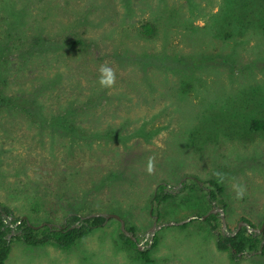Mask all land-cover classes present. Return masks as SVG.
Masks as SVG:
<instances>
[{"label": "rangeland", "instance_id": "374dc122", "mask_svg": "<svg viewBox=\"0 0 264 264\" xmlns=\"http://www.w3.org/2000/svg\"><path fill=\"white\" fill-rule=\"evenodd\" d=\"M263 21L264 0H0V204L35 226L115 215L143 248L156 223L152 264H264L231 261L201 220L214 204L228 233L264 222V136L247 131L264 117ZM158 185L174 196L159 206ZM121 233L110 219L68 251L14 241L5 264H144Z\"/></svg>", "mask_w": 264, "mask_h": 264}, {"label": "trees", "instance_id": "16d2710c", "mask_svg": "<svg viewBox=\"0 0 264 264\" xmlns=\"http://www.w3.org/2000/svg\"><path fill=\"white\" fill-rule=\"evenodd\" d=\"M262 29L264 31V21L262 23ZM143 32L146 36H150L153 33L150 25L143 26ZM264 106V98L262 99ZM247 131L250 134H260L264 136V117L258 119H251L247 123ZM209 184L215 188L217 195H222L223 188L216 181H209ZM209 197L211 200H215V195L210 192ZM174 196L164 191L163 185H158L152 199V203L162 205ZM224 210L225 207L223 206ZM80 216L72 214L67 216L66 225L62 226V229L56 228L49 229L47 226L41 229H33L28 218L23 220V217H16L12 209L0 204V264H5L11 251V245L14 241L21 242L22 244L30 247H44L55 246L62 251H68L79 240L85 238L91 232L97 228H100L104 224L103 218H90L80 221ZM220 218L217 215H210L206 220L213 234L216 235V248L221 252H228L231 261L235 262L240 258V254H251L261 251L260 255L264 256V244L261 248V243L264 241V236L248 233L245 228H242L235 236L229 234L219 233L217 227V221ZM29 223V225H28ZM249 224V223H248ZM184 224L182 227H186ZM221 225V224H220ZM250 225V224H249ZM251 228H253L250 225ZM130 232H134L132 228L127 229ZM122 245L129 250H135L138 255V259L144 264H152L150 259L151 250L157 246V239L154 237L153 244L150 249H146L143 252H138L134 242L120 234ZM261 248V250H260Z\"/></svg>", "mask_w": 264, "mask_h": 264}, {"label": "water", "instance_id": "95a60500", "mask_svg": "<svg viewBox=\"0 0 264 264\" xmlns=\"http://www.w3.org/2000/svg\"><path fill=\"white\" fill-rule=\"evenodd\" d=\"M210 215H218V217L220 218V221H221L222 234L228 233L227 232V226H226L225 219H224V209L223 208L211 209V211L208 214H206L204 217H202L201 220H206ZM90 218H103L104 219V223H106L110 219L116 220L120 224V229H121L122 234L125 237L129 238L135 244L137 243V238L134 236V234L132 232H130V231H128L126 229L124 222L118 216H115V215H102V214H99L98 215V214H94V215H87V216H84V217H80L79 220L80 221H84L85 219H90ZM24 219L25 218H23V220ZM195 219H196L195 217H191L190 219H188V220H186L184 222H181L179 224L170 223L168 225H163V226H182V225H184L186 223H189L190 221L195 220ZM28 225H29V223H28ZM45 226H47L49 229H52V228H56L58 230L62 229L61 226L52 225V224H49V223H43L41 225L31 226V227L33 229H41V228H43ZM161 228H162V226H157L156 223H154L153 227L150 229V231L146 235L147 245L143 248V247H140V244H136V247H137L138 252H143L144 250L151 248V246L153 244L154 236H155L156 232L159 229H161ZM242 228H245L248 233H253L255 235L264 236V222L262 223V225H261V227L259 229L251 228L248 223H243L242 222V223H240L236 227V229L232 233H230V235L232 237L235 236ZM263 244H264V241H262V243H261V248H262V245ZM261 248H260V250H261ZM260 253H261V251H258L255 254H260ZM253 254L254 253H251L250 255H253ZM242 255L250 256L248 254H240L239 257H242Z\"/></svg>", "mask_w": 264, "mask_h": 264}, {"label": "clouds", "instance_id": "9594fccd", "mask_svg": "<svg viewBox=\"0 0 264 264\" xmlns=\"http://www.w3.org/2000/svg\"><path fill=\"white\" fill-rule=\"evenodd\" d=\"M99 77L97 80L98 85L103 88H110L114 84V73L112 72L111 68L101 66L99 68ZM222 179V174H217ZM237 198H240L243 195V189L237 188L236 190Z\"/></svg>", "mask_w": 264, "mask_h": 264}, {"label": "flooded vegetation", "instance_id": "af4514ba", "mask_svg": "<svg viewBox=\"0 0 264 264\" xmlns=\"http://www.w3.org/2000/svg\"><path fill=\"white\" fill-rule=\"evenodd\" d=\"M213 203V202H212ZM216 208H218V206H216V205H212V209H216ZM218 216V215H217ZM64 226L66 225V220H65V222H64V224H63ZM225 234H229V233H225ZM136 245V244H135Z\"/></svg>", "mask_w": 264, "mask_h": 264}]
</instances>
